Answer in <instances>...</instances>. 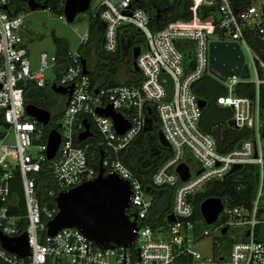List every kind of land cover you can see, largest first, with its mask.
<instances>
[{"label":"built area","instance_id":"2783aa9c","mask_svg":"<svg viewBox=\"0 0 264 264\" xmlns=\"http://www.w3.org/2000/svg\"><path fill=\"white\" fill-rule=\"evenodd\" d=\"M36 1L46 3L47 0ZM198 1L201 5L219 3V23L198 18ZM20 2L25 5L20 6ZM193 2L189 20L171 21L153 30L148 11L136 6L134 0H100L92 14L105 23L103 53L114 55L119 35L130 27L143 36L144 47L136 58L140 76L137 83L96 87L91 86L89 72L83 73V57L77 49L68 50L62 61L56 54L49 57L41 53L38 69L32 70L27 44L34 36L25 30L22 13L24 6L29 8L28 3L0 0V233L15 237L25 232L29 247V254L20 257L4 248L0 241V264H264V216L258 215L264 181V149L260 140L263 123L259 118L258 99L252 101L233 93L239 81L254 82L257 88L264 84L256 69L258 64L264 69V62L244 38L245 29H254L264 43V11L254 5L232 7L229 0ZM58 16L66 20L63 12ZM216 29L220 30L219 35L214 34ZM211 36L237 42L244 56L246 51L251 57L255 78L220 80L209 61ZM87 40L88 36L83 35L80 43ZM189 52L191 62L186 65L185 53ZM45 70L55 73L52 83L72 87L70 95H60L65 97L59 107L61 121L54 126H50L54 122L42 125L25 109L29 103L26 84L33 82L37 87H45L49 83L43 74ZM204 75L227 86V95L217 97V103L231 108L232 125L254 132L252 137L240 141L239 148L227 153L219 152L214 137L199 127L202 108L192 84ZM109 104L129 122L130 128L125 132L118 133L110 117L97 114L98 108ZM53 113L50 121L56 117ZM152 114L156 115L159 129L169 144V155L153 171L147 187L121 162L118 152L146 129ZM88 119L100 137L104 175L115 173L130 184L128 212L136 214L137 229L134 241L127 246H98L76 227L47 234L46 224L58 212L56 196L98 174L99 160L97 167L90 163L89 144L80 146L76 142H81L78 135L85 129L84 121L91 125ZM44 127L48 129L45 131ZM53 127L59 131L60 143L55 156L47 159L46 138ZM10 133L13 143H4ZM44 134L45 140L36 145L37 154L31 155L32 140ZM182 163L188 167L186 180L177 172ZM234 164L242 165L239 170L247 164L258 165L256 198L251 209L226 206L222 201V211L211 223V230L221 232L230 226L245 228L240 230L241 239L229 245L227 256L202 258L193 246L211 231L200 228L201 220L194 219V196L207 184L227 177ZM41 179L45 180L41 181L40 189ZM158 189H166L165 194L170 197V208L163 214V223L152 216ZM170 214L174 220L168 219ZM214 240L221 247L220 238Z\"/></svg>","mask_w":264,"mask_h":264},{"label":"trees","instance_id":"16d2710c","mask_svg":"<svg viewBox=\"0 0 264 264\" xmlns=\"http://www.w3.org/2000/svg\"><path fill=\"white\" fill-rule=\"evenodd\" d=\"M191 0H134L136 6L142 7L148 11L150 17V27L153 30H159L167 23L175 20L187 21L192 17L190 9ZM232 7H249L251 2L245 0H229ZM64 0H47L46 9L62 13ZM23 2H20V6ZM264 6V3H263ZM199 19H211L213 23H219L221 13L219 10V3L212 2L201 6L197 12ZM89 32L91 33L88 40L83 44L80 43L77 51H80L83 59L86 60L87 67L95 60L100 61L99 67L108 72L106 78H102L93 72H89V79L91 86L108 87L119 84L137 83L140 78L139 73L136 72L131 65V49L134 45L144 47L143 36L134 28H129L123 34L119 35V46L114 55H105L101 47V40L103 36V27L96 16L90 14ZM97 29L101 33L100 38L94 42L92 33ZM244 38L250 48L257 54V56L264 62V43L257 36L254 29H245ZM53 42L56 47L55 54L63 60L64 54L68 51L67 41L63 38L53 37ZM122 42L127 48V53L122 51ZM130 46V47H128ZM188 65L191 62V52L185 53ZM97 57L99 59H97ZM124 67L127 77L122 78L120 71ZM62 65L59 66V69ZM110 75H112L110 77ZM45 87H37L35 83L29 82L25 86L27 102L44 108L53 113L56 109L59 110L58 105L53 101L42 103L38 98L44 94ZM192 90L198 97L206 101V105L202 108L201 118L199 120V127L204 132L210 133L217 144V149L221 153H227L233 150L236 145L243 139L253 136L254 132L248 128H236L233 125H228L227 121L232 118V110L230 107L222 106L217 103V97L227 95L226 86L219 80L204 75L192 84ZM233 93L236 96L247 97L252 101L258 99L259 107L264 111V84H260L257 88L254 82L239 81L233 88ZM59 103V102H58ZM264 119V115H263ZM90 122L91 120L88 119ZM2 120L0 118V126ZM50 126H54L51 123ZM48 127H44L46 131ZM93 136L84 141L77 142L78 145L84 146L89 144L88 155L90 163L97 167L100 158L99 134L95 126L90 125ZM159 129L158 120L155 114H152L148 119V125L145 130H142L137 139L130 142V144L118 152V158L124 163L140 180L142 185L150 187L151 175L153 171L160 165L163 160L169 155V149L158 145L156 132ZM262 136V135H261ZM152 146L158 150L152 149ZM47 163V162H46ZM45 163V164H46ZM43 165V169L47 165ZM48 164V163H47ZM41 179L38 183L41 189ZM259 184V167L255 164H247L241 170L236 171L222 180L213 181L207 184L194 196V219L202 220L199 206L203 200L208 197L220 198L226 206L243 207L244 209H251L252 203L256 198ZM157 200H155L152 216L154 220L163 223V214L166 209L170 208V197L166 189H158ZM263 214V215H262ZM258 215L264 216V181L262 194L259 198ZM153 221V222H155ZM199 223V227L200 224Z\"/></svg>","mask_w":264,"mask_h":264},{"label":"water","instance_id":"95a60500","mask_svg":"<svg viewBox=\"0 0 264 264\" xmlns=\"http://www.w3.org/2000/svg\"><path fill=\"white\" fill-rule=\"evenodd\" d=\"M31 10L38 8L45 9V2L36 0H26ZM91 0H64L62 12L67 22H73L76 15L89 10ZM6 9V6H3ZM211 21V19H207ZM105 27V23H101ZM219 29L214 34L219 35ZM104 39L101 41L103 44ZM141 51L140 45H134L131 49V65L132 68L139 72L136 58ZM209 61L213 73L220 79L236 77L238 79H249L250 72L245 56L239 44L235 41H225L213 39L209 45ZM83 73L87 74V63L82 59ZM51 91L58 95H70L72 87L65 88L52 83ZM97 90L94 91V94ZM199 105L203 108L206 101L199 99ZM68 101H66V104ZM28 115L34 117L39 123L47 126L51 119L49 110L37 107L32 103L25 106ZM97 114L100 116H108L114 124V129L118 133H123L130 128L129 122L122 114L114 111L109 104L104 108H98ZM148 114L150 110L148 109ZM84 131L78 135L79 141H84L94 134L90 129V124L84 121ZM262 137H264V123L262 125ZM156 137L161 146L168 148L166 141L160 129L156 132ZM60 143V134L57 128L53 127L48 130L46 138V156L52 159L58 149ZM240 147V142L236 145ZM103 151L100 152L98 174L94 179L85 181L80 185L68 190L60 192L56 198L58 207L57 214L47 222V234L53 235L64 227H76L80 229L85 236L92 240L95 244L102 247H113L115 245L127 246L134 241L136 226V214L129 213V203L131 188L128 181L122 179L115 173L104 175L101 167ZM242 167L241 164H234L228 175L238 171ZM182 180H186L189 176L188 167L182 163L177 167ZM223 202L220 198L208 197L203 200L199 206L200 214L205 223L211 224L218 218L222 211ZM169 220H174L172 214L168 215ZM226 227L221 232L225 233ZM0 241L2 246L11 252L17 253L20 257L29 254L27 235L25 232L15 237H8L0 233Z\"/></svg>","mask_w":264,"mask_h":264},{"label":"rangeland","instance_id":"374dc122","mask_svg":"<svg viewBox=\"0 0 264 264\" xmlns=\"http://www.w3.org/2000/svg\"><path fill=\"white\" fill-rule=\"evenodd\" d=\"M99 1L100 0H91L89 10L84 13L77 14L73 22H67L64 19H60L58 16L59 12L53 10H49L46 8L45 9L38 8L36 10H31L28 7L25 6L23 7L22 13L24 14V19H23L24 28L28 34H32L34 36V38L29 40L27 44L28 56L32 70L38 69V62L41 53H46L49 57L55 54L56 47L53 42V37H59L65 39L68 44V50L72 52L76 51L78 45L82 40V36L87 35L89 37V35L91 34L88 29L90 22L89 17L90 14L94 12ZM191 1H192L191 5H193L194 2L193 0ZM245 1L251 2L252 5L264 11V6H263L264 0H245ZM197 3L198 5H200V7L204 6L203 4L201 5L199 1ZM206 22H211V21L206 20ZM202 25H204V23ZM100 36L101 33L99 32V30L95 29L94 32L92 33V38H94V42L95 40H97V38H100ZM211 38L215 39L216 37L211 36ZM121 47L123 53H125L126 55L127 48L126 46H124L123 42ZM97 59L99 58L97 57ZM245 60L246 63L248 64L249 72H250V77L248 80H252L255 78V74L253 71L254 64L251 60V57L246 51H245ZM94 63L95 66L93 63L91 65L94 66L93 68L95 69V74L102 78H106L108 76V72L104 69H101V67H99L100 61L95 60ZM256 69L259 72L258 78L264 80V69L259 64L256 65ZM124 71L125 69L123 67L122 70L120 71V75L123 76L122 77L123 79L125 77L124 75L126 74V72ZM43 74L45 78L49 81V83L54 82L56 75L51 70H45ZM111 76L112 75H110V77ZM49 83H47V85L44 88V94L38 98L39 102L46 104L49 101H52V99L55 100L61 99L60 95L51 91ZM60 112H61L60 110L56 109L53 113L54 115H56V117L54 116V119L51 120L50 122H54L55 125H58L61 121ZM263 115H264V111L259 107V118L260 121H262V123H264ZM227 124L232 125L231 119L227 121ZM2 128L6 129L3 126ZM45 138H46L45 134L34 137V139L32 140V146L29 148V152L31 155L35 156L37 154L36 145L40 144V142H43ZM260 140L264 149V137L260 136ZM13 141H14L13 135L12 133H10L7 135L4 143L12 144ZM158 145H160L159 142L157 146ZM152 149L156 150V148L153 146ZM157 151L158 150H156V152ZM263 180H264V174H263ZM212 227L213 225L207 224L205 222L200 224V228L208 229L211 231L209 235L205 236L204 238H201L193 246V250L198 252L202 258H218L219 256H223V257L227 256L229 252V245L231 244V242L241 239L240 230L245 228L241 226L238 227L230 226L227 232L225 233V235H223L220 231H212L211 230ZM216 237L220 238L221 247L217 246L214 240Z\"/></svg>","mask_w":264,"mask_h":264},{"label":"crops","instance_id":"0c3cea01","mask_svg":"<svg viewBox=\"0 0 264 264\" xmlns=\"http://www.w3.org/2000/svg\"><path fill=\"white\" fill-rule=\"evenodd\" d=\"M127 31V30H126ZM125 32V31H124ZM102 41V40H101ZM95 62V61H94ZM93 62V64H94V66H95V63ZM92 64V63H91ZM90 64V66L88 67L89 68V72H93V73H95V69L93 68L94 66L93 65H91ZM125 72V71H124ZM125 77H127V73L124 75ZM52 101L54 102V103H56V102H58V100H55V99H52Z\"/></svg>","mask_w":264,"mask_h":264},{"label":"flooded vegetation","instance_id":"af4514ba","mask_svg":"<svg viewBox=\"0 0 264 264\" xmlns=\"http://www.w3.org/2000/svg\"><path fill=\"white\" fill-rule=\"evenodd\" d=\"M64 99H65V97H62L61 100H58L59 103L56 102V104L58 105V108L61 107V106L63 105V103H64Z\"/></svg>","mask_w":264,"mask_h":264}]
</instances>
